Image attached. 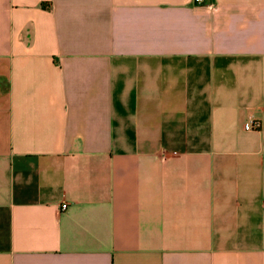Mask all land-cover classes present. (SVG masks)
I'll return each instance as SVG.
<instances>
[{
  "label": "crops",
  "instance_id": "1",
  "mask_svg": "<svg viewBox=\"0 0 264 264\" xmlns=\"http://www.w3.org/2000/svg\"><path fill=\"white\" fill-rule=\"evenodd\" d=\"M0 264H264V0H0Z\"/></svg>",
  "mask_w": 264,
  "mask_h": 264
},
{
  "label": "built area",
  "instance_id": "2",
  "mask_svg": "<svg viewBox=\"0 0 264 264\" xmlns=\"http://www.w3.org/2000/svg\"><path fill=\"white\" fill-rule=\"evenodd\" d=\"M196 2L200 4V3L203 2V0H196ZM251 123L253 125V128H258L259 127V125L256 124L255 122H251ZM67 208H68V206L66 204H63L62 207H61L62 211H66Z\"/></svg>",
  "mask_w": 264,
  "mask_h": 264
}]
</instances>
